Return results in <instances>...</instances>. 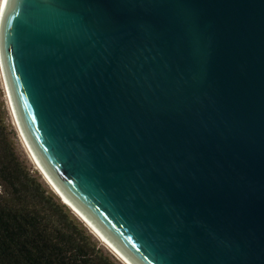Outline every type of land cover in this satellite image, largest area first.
Masks as SVG:
<instances>
[{"label": "water", "instance_id": "1", "mask_svg": "<svg viewBox=\"0 0 264 264\" xmlns=\"http://www.w3.org/2000/svg\"><path fill=\"white\" fill-rule=\"evenodd\" d=\"M0 61L34 157L131 264H264V0H7Z\"/></svg>", "mask_w": 264, "mask_h": 264}, {"label": "trees", "instance_id": "2", "mask_svg": "<svg viewBox=\"0 0 264 264\" xmlns=\"http://www.w3.org/2000/svg\"><path fill=\"white\" fill-rule=\"evenodd\" d=\"M0 102V264H116L20 159Z\"/></svg>", "mask_w": 264, "mask_h": 264}, {"label": "rangeland", "instance_id": "3", "mask_svg": "<svg viewBox=\"0 0 264 264\" xmlns=\"http://www.w3.org/2000/svg\"><path fill=\"white\" fill-rule=\"evenodd\" d=\"M0 4H1V0H0ZM0 102L4 105L3 109L5 110V113H6L5 124L8 127V131L10 133L12 141L14 142L18 156L20 157L21 160H23L27 164L28 168L31 169L32 171L31 173L35 176L37 175L41 177V181L45 184V186L48 187L57 196V198L64 204L61 198L55 193L54 189L49 185L43 173L39 170L37 164L34 161V158L31 155V152L29 151V147L25 139L21 135L10 99L8 96V91H7L6 83L4 80V75L2 72L1 64H0ZM67 208L71 211L73 216L79 222H81L83 226L89 231V233L93 236V238L98 242L99 247L102 248L107 255L111 256L112 259L116 262V264H126L95 235V233L86 225V223H84L81 220V218H79L78 215H76L68 206Z\"/></svg>", "mask_w": 264, "mask_h": 264}, {"label": "bare ground", "instance_id": "4", "mask_svg": "<svg viewBox=\"0 0 264 264\" xmlns=\"http://www.w3.org/2000/svg\"><path fill=\"white\" fill-rule=\"evenodd\" d=\"M6 3L7 0H1V4H0V27H1V23H2V18L4 15V9L6 7ZM1 64V61H0ZM5 80V79H4ZM6 83V80H5ZM7 87V84H6ZM7 91H8V96L14 111V106L12 104V100H11V95L9 93L8 87H7ZM15 113V112H14ZM16 117V116H15ZM29 151L31 152L32 157L34 158L35 163L37 164L39 170L43 173V175L45 176L46 180L48 181L49 185L54 189L55 193L61 198V200L66 203V205H68V207L76 214L79 216V218H81V220L86 223V225L95 233V235L107 246L109 247L121 260H123L126 264H131L124 256H122L120 253H118L100 234L99 232L96 230V228L92 225V223L64 196V194L62 193V191L60 190L59 186L53 181L52 177H50V175L48 173H46V171L44 170V168L40 165V162L38 161V159H36L32 153V151L29 149Z\"/></svg>", "mask_w": 264, "mask_h": 264}]
</instances>
